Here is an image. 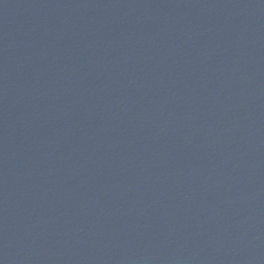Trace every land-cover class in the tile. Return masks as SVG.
I'll return each mask as SVG.
<instances>
[{
  "label": "water",
  "instance_id": "1",
  "mask_svg": "<svg viewBox=\"0 0 264 264\" xmlns=\"http://www.w3.org/2000/svg\"><path fill=\"white\" fill-rule=\"evenodd\" d=\"M0 264H264V0H0Z\"/></svg>",
  "mask_w": 264,
  "mask_h": 264
}]
</instances>
